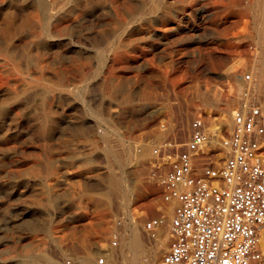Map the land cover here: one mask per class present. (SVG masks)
Here are the masks:
<instances>
[{
    "label": "rangeland",
    "instance_id": "rangeland-1",
    "mask_svg": "<svg viewBox=\"0 0 264 264\" xmlns=\"http://www.w3.org/2000/svg\"><path fill=\"white\" fill-rule=\"evenodd\" d=\"M79 1L66 0L50 24L38 21L36 0H0V264H61L66 255L83 264L89 252L94 264L122 220L118 253L129 218L154 246L145 223L162 217L160 237L176 203L151 175L153 149L173 141L181 150L200 115L228 135L243 74L264 106L255 73L264 0ZM54 31L64 39L52 40Z\"/></svg>",
    "mask_w": 264,
    "mask_h": 264
},
{
    "label": "built area",
    "instance_id": "built-area-1",
    "mask_svg": "<svg viewBox=\"0 0 264 264\" xmlns=\"http://www.w3.org/2000/svg\"><path fill=\"white\" fill-rule=\"evenodd\" d=\"M240 82L228 135L200 115L181 150L173 152V141L153 149L151 175L163 200L176 203L171 245L154 264H264L263 104L251 74L240 76ZM165 159L170 167L162 171ZM122 224L114 223L94 264H114ZM164 225L162 217L153 218L144 231L155 240ZM61 264H82V259L66 255Z\"/></svg>",
    "mask_w": 264,
    "mask_h": 264
},
{
    "label": "bare ground",
    "instance_id": "bare-ground-1",
    "mask_svg": "<svg viewBox=\"0 0 264 264\" xmlns=\"http://www.w3.org/2000/svg\"><path fill=\"white\" fill-rule=\"evenodd\" d=\"M2 1H4V0H2ZM77 1V0H76ZM81 1V0H80ZM79 1V2H80ZM95 1V0H94ZM128 1V0H127ZM145 1V0H144ZM148 1V0H147ZM26 2V1H25ZM90 2V1H89ZM137 2H138V0H137ZM150 2V1H149ZM262 2V1H261ZM9 3V2H8ZM18 3V2H17ZM24 3V2H23ZM66 3V0H36V4H37V6H38V17H37V19H38V21L39 22H41L42 21V19L43 20H45V21H48L50 24L52 23V22H56L57 20H58V18L60 17V12H61V10L63 9V6H64V4ZM146 2H144V4H145ZM264 3V2H263ZM95 4V3H94ZM132 4V3H131ZM135 4V3H134ZM137 4V3H136ZM13 5V4H12ZM67 5V4H66ZM139 5H140V2H139ZM145 5H148L147 3L145 4ZM144 5V6H145ZM6 6V5H5ZM131 6V5H130ZM133 6H135V5H133ZM149 6H150V3H149ZM263 6V5H262ZM77 7V6H76ZM83 6L81 5V8H82ZM93 7H95V6H93ZM96 7H97V5H96ZM264 7V6H263ZM2 8V7H1ZM0 8V9H1ZM11 8H12V6H11ZM15 8V7H14ZM13 8V9H14ZM33 8V7H32ZM37 8V7H36ZM35 8V9H36ZM92 8V7H91ZM3 9V8H2ZM16 9H19V8H16ZM15 9V10H16ZM31 9V8H30ZM35 9H33V11L35 10ZM93 9V8H92ZM95 9V8H94ZM98 9H100V8H98ZM130 9H132V6H131V8ZM146 9V8H145ZM144 9V10H145ZM147 9H148V7H147ZM20 10H23V9H20ZM64 10V9H63ZM96 10V9H95ZM101 10V9H100ZM139 10V9H138ZM141 10V9H140ZM144 10H143V12H144ZM3 11V10H2ZM36 11V10H35ZM90 11H92L91 9H90ZM110 11V10H109ZM112 11V10H111ZM148 11V10H147ZM147 11H145V12H147ZM261 15H260V29H259V36H260V45H261V47H262V57H261V62L260 63H258V64H256V68H255V73H256V75H257V77L258 78H261V77H263L264 78V9L262 10L261 9ZM6 12V11H5ZM87 12V11H86ZM86 12H84V14L86 13ZM101 12V11H100ZM135 12H137V9L135 10ZM21 13V12H20ZM142 13V12H141ZM148 13V12H147ZM1 14V13H0ZM74 14V13H73ZM88 14H89V11H88ZM132 14V13H131ZM20 14L18 13V16H19ZM21 15H22V13H21ZM75 15V14H74ZM85 15H87V14H85ZM95 15V14H94ZM158 15V14H157ZM88 16V15H87ZM137 16V15H136ZM154 17H156V15H153ZM20 17H22V16H20ZM134 17V16H133ZM23 18V17H22ZM120 18V17H119ZM138 19H139V17H137ZM142 18V17H141ZM5 19V18H4ZM89 20V19H88ZM91 20V19H90ZM96 20V19H95ZM7 21V20H6ZM62 21H64V20H62ZM71 21V20H70ZM70 21H67L66 23H68V22H70ZM101 21V20H100ZM127 21H129V20H127ZM132 21V20H131ZM8 22V21H7ZM16 22H17V20H16ZM86 23H87V21H85ZM91 22V21H90ZM102 22V21H101ZM122 22H123V19H122ZM125 22V21H124ZM259 22V21H258ZM35 23V22H34ZM65 23V24H66ZM80 23V22H79ZM106 23V22H105ZM129 23V22H128ZM36 24V23H35ZM64 24V23H63ZM64 24V25H65ZM125 24V23H124ZM40 25H41V23H40ZM39 25V26H40ZM77 25V24H76ZM107 25H109V24H107ZM131 25H132V27H133V23H131ZM9 26V25H8ZM14 26V25H13ZM30 26V25H29ZM33 26V25H32ZM61 26H63V25H61ZM83 26V25H82ZM85 26V25H84ZM83 26V27H84ZM126 26V25H125ZM3 27H5V26H3ZM28 27V26H27ZM26 27V28H27ZM34 27V26H33ZM42 27H44L45 28V26H42ZM74 27H76V26H74ZM1 28H2V26H1ZM9 28H10V26H9ZM13 28V27H12ZM11 28V29H12ZM25 28V29H26ZM30 28H32V27H30ZM58 28H60V27H58ZM77 28V27H76ZM76 28H74V29H76ZM80 28V27H79ZM108 28H109V26H108ZM123 28V27H122ZM121 28V29H122ZM129 28H131V27H129ZM7 29V28H6ZM5 29V30H6ZM24 29V28H23ZM35 29V28H34ZM41 29V28H40ZM57 29V28H56ZM107 29V28H106ZM109 29H111V28H109ZM108 29V30H109ZM121 29H119V30H121ZM13 30V29H12ZM27 30V29H26ZM65 30V29H64ZM81 30V29H80ZM82 30H84L83 28H82ZM116 30V29H115ZM118 30V29H117ZM128 30V29H127ZM10 30H8V32H9ZM63 31V30H62ZM69 31V30H68ZM67 31V32H68ZM102 31V30H101ZM126 31V30H125ZM19 32V31H18ZM55 32V31H54ZM70 32V31H69ZM77 32V31H76ZM104 32V31H103ZM117 32V31H116ZM124 32V31H123ZM42 33V32H41ZM91 33V32H90ZM99 33V32H98ZM15 34V33H14ZM120 34V33H119ZM70 35V34H69ZM76 35V34H75ZM78 35V34H77ZM102 35V33H100V35L99 36H101ZM18 36V35H17ZM45 36V35H44ZM50 36V35H49ZM62 36H63V34H61V31H56L54 34H51V36H50V38H52V40L53 39H60V38H62ZM65 36V35H64ZM86 36H87V34H86ZM89 36V35H88ZM103 36V35H102ZM42 37V36H41ZM77 37V36H76ZM104 37V36H103ZM24 38H26V37H24ZM28 38V37H27ZM30 38V37H29ZM28 38V39H29ZM66 38V37H65ZM71 38V37H70ZM105 39L107 38V37H104ZM109 38V37H108ZM107 38V39H108ZM112 38V37H111ZM44 39V38H43ZM62 39H64V38H62ZM105 39H104V41H105ZM7 40V39H6ZM24 40V39H23ZM25 40H27V39H25ZM30 40V39H29ZM37 40V39H36ZM110 40V39H109ZM15 41V40H14ZM16 41H17V38H16ZM15 41V42H16ZM79 41V40H78ZM111 41V40H110ZM113 41V40H112ZM63 42V41H62ZM12 43V42H11ZM49 42H47V44H48ZM99 43H102L101 42V39H100V41H99ZM103 43H105V42H103ZM16 44H19V43H16ZM24 44V43H23ZM33 44V43H32ZM54 44V43H53ZM53 44H50L51 46L53 45ZM56 45H57V42L55 43ZM54 44V45H55ZM60 44H61V42H60ZM63 44V43H62ZM64 44H67V43H64ZM82 44V43H81ZM20 45V44H19ZM108 45V44H107ZM110 45V44H109ZM8 46V45H7ZM67 46V45H66ZM80 46V45H79ZM102 46H103V44H102ZM6 47V46H5ZM47 47V46H46ZM56 47V46H55ZM54 47V48H55ZM65 47V46H64ZM61 48H63V47H61ZM68 48V47H67ZM106 48V47H105ZM52 49V48H51ZM29 50V49H28ZM36 50H38V49H36ZM70 50V49H69ZM52 51V50H51ZM54 51V50H53ZM61 51V50H60ZM111 51V50H110ZM35 52V51H34ZM55 52H56V50H55ZM64 52V51H63ZM69 52V51H68ZM98 52V51H97ZM28 53V52H27ZM50 53V52H49ZM65 53V52H64ZM63 53V54H64ZM71 53V52H70ZM74 53V52H73ZM79 53V52H78ZM89 53V52H88ZM8 54V53H7ZM100 54V53H99ZM53 55V54H52ZM59 55V54H58ZM66 56V55H65ZM69 56V55H68ZM49 57V56H48ZM59 57V56H58ZM17 58H19V57H17ZM27 58V57H26ZM45 59H46V57H44ZM56 58V57H55ZM4 60V59H3ZM38 60V59H37ZM49 61H50V59H48ZM52 60V59H51ZM30 61V60H29ZM23 62V61H22ZM33 62V61H32ZM2 63V62H1ZM37 64V63H36ZM54 64V63H53ZM33 64H31V66H32ZM42 65H45V64H42ZM56 65V64H55ZM19 66V65H18ZM3 67V66H2ZM6 67V66H5ZM10 67V66H9ZM16 67V66H15ZM26 67V66H25ZM24 67V68H25ZM47 67H48V65H47ZM46 67V68H47ZM58 67V66H57ZM14 68V67H13ZM38 68V67H37ZM53 68V67H52ZM33 69V68H32ZM54 69H56V68H54ZM20 70V69H19ZM34 70V69H33ZM32 70V71H33ZM42 70V69H41ZM47 70V69H46ZM51 70V69H50ZM86 71H87V69H85ZM17 72V71H16ZM24 72V71H23ZM53 72H54V70H53ZM12 73V72H11ZM49 74H51L50 72H49ZM55 74H56V72H55ZM57 74H58V76H59V73H58V71H57ZM68 75H69V73H67ZM86 75V74H85ZM9 76V75H8ZM22 76H24V75H22ZM27 76V75H26ZM35 76V75H34ZM49 76V75H48ZM12 77H14V76H12ZM42 77V76H41ZM52 77H54V76H52ZM31 78V77H30ZM37 79H35V81H36ZM39 80H40V78H39ZM42 80V79H41ZM40 80V81H41ZM39 81V82H40ZM46 81V80H45ZM44 81V82H45ZM32 82V81H31ZM53 83V82H52ZM9 84H11V83H9ZM38 84H41V83H38ZM42 84H46V82L45 83H42ZM47 84H49L48 83V81H47ZM56 85V84H55ZM65 85V84H64ZM56 87V86H55ZM38 88V87H37ZM36 88V89H37ZM42 88H44V87H42ZM48 88H50V87H48ZM53 88H54V86H53ZM56 88H58V87H56ZM70 88H72L71 86H70ZM41 89V88H40ZM63 89V88H62ZM69 89V88H68ZM35 90V89H34ZM42 90V89H41ZM47 90V89H46ZM59 90H61V88L59 89ZM71 90V89H70ZM260 90V89H259ZM19 91H21V90H19ZM40 91V90H39ZM78 91V90H77ZM264 91V90H263ZM37 92H38V90H37ZM61 93V92H60ZM37 94V93H36ZM47 95V94H46ZM45 96V95H44ZM78 96V95H77ZM29 97H31L32 98V96H29ZM57 97V96H56ZM4 98V100H6V97L4 96L3 97ZM2 99V98H1ZM14 100V99H13ZM31 100V99H30ZM64 100V99H63ZM29 103V102H28ZM60 103V102H59ZM9 104H11V102L9 103ZM13 104V103H12ZM30 104V103H29ZM37 104V103H36ZM7 106V105H6ZM11 106V105H10ZM23 106V105H22ZM17 107V106H16ZM229 105H226L223 109H222V112H223V114H224V116H225V118L223 119V120H221L222 122H221V124H222V126L223 125H229V123H228V115H230V109H229ZM16 109V108H15ZM49 109V108H48ZM54 109V108H53ZM26 110V109H25ZM38 110V109H37ZM13 111V110H12ZM14 112V111H13ZM16 112V111H15ZM94 112V111H93ZM98 112V111H97ZM263 112H264V106H263ZM10 113H11V111H10ZM96 113V112H95ZM3 114V113H2ZM6 114H7V112H6ZM9 114V113H8ZM97 115V114H96ZM231 118V117H230ZM6 120V119H5ZM94 125V124H93ZM112 133V132H111ZM106 137V136H105ZM116 137V136H115ZM118 137V136H117ZM116 137V138H117ZM112 139V138H111ZM112 142H114V141H112ZM115 143H117V142H115ZM115 143H113V145L115 144ZM116 146V145H115ZM146 146V145H145ZM119 147V146H118ZM181 147V146H180ZM123 148H125L124 146H123ZM147 149V148H146ZM139 150V149H138ZM116 151V150H115ZM138 152V151H137ZM141 152H142V150H141ZM106 153H108V155H111V153H113V151L111 152V150H107V152ZM116 153V152H115ZM117 155V154H116ZM122 157V156H121ZM112 158V157H111ZM121 161V160H120ZM111 182H112V180H110ZM133 216V215H132ZM129 218V217H128ZM130 219V226L128 227V232L126 233V235H125V237H124V239H123V242H122V247L120 248V250L118 251V253L117 254H115L114 255V258H115V261H114V264H153V263H155L154 262V260H155V258H156V256L158 255V254H161V253H163L164 252V250H166V248H168L167 247V243H168V241H169V238H170V236L171 235H169V233H170V229H169V227H168V230H166V231H164L163 233H162V235L160 236V237H158V238H156L154 241L156 242L155 244H154V246H152V247H149V248H146L145 246H144V243H143V241L144 240H142V234H141V231L142 230H140V226H141V224L139 225V223L134 219V218H129ZM170 225V224H169ZM262 243H264V239H263V241H262ZM32 255V254H31ZM35 257V256H34ZM38 258V257H37ZM82 258V257H81ZM35 260H36V258H35ZM38 260V259H37ZM83 264H92V254L89 252V253H87V255L86 256H84V259H83Z\"/></svg>",
    "mask_w": 264,
    "mask_h": 264
}]
</instances>
